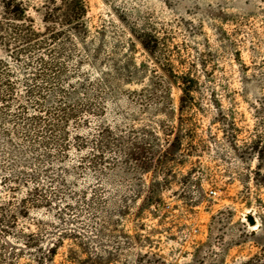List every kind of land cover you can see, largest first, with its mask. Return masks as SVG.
Masks as SVG:
<instances>
[{
	"label": "rangeland",
	"instance_id": "rangeland-1",
	"mask_svg": "<svg viewBox=\"0 0 264 264\" xmlns=\"http://www.w3.org/2000/svg\"><path fill=\"white\" fill-rule=\"evenodd\" d=\"M85 2V45L66 43L53 56L57 80L34 81L35 65L10 62L13 95L0 105V230L8 227L0 247L17 254L22 232L35 248L12 260L0 251V264L42 256L45 264H264V0ZM185 77L193 109L181 128L153 130L182 138L155 177L134 166L122 172L115 156L93 166L90 145H60L51 131L62 108L89 101L96 113L72 135L88 142L103 120L117 136L146 134L171 110L176 116ZM151 80L170 98L158 116L130 94ZM167 82L176 85L165 91ZM151 191L158 197L148 199Z\"/></svg>",
	"mask_w": 264,
	"mask_h": 264
},
{
	"label": "trees",
	"instance_id": "trees-1",
	"mask_svg": "<svg viewBox=\"0 0 264 264\" xmlns=\"http://www.w3.org/2000/svg\"><path fill=\"white\" fill-rule=\"evenodd\" d=\"M87 13L88 8L85 0H0V105H6V99L13 95L11 82L13 72L10 70V62H24L28 70L34 69L32 66L35 65L36 69L31 74V79L34 81L40 78L48 83L59 78L61 69L53 56L62 53L66 43L85 45L84 42L88 36L85 22ZM141 43L147 49L145 44ZM128 72L129 70L126 68L125 73ZM28 81V79L25 80V87L27 94L31 96L36 91L32 85L28 84ZM123 82L133 84L137 83V80L124 77ZM190 82L192 81L185 77L178 84L180 88L176 116L173 113L174 110H171L165 115L166 120H157L155 128H151L150 132L146 134L143 132L140 135H133L130 132H119V136H117L116 130L118 129L103 120L98 122L93 133L90 131L91 136L88 142L83 141L79 134L72 135L71 131L77 132L81 131L83 126L88 127V121L83 120V115L96 113V109L91 108L89 101L77 109L72 106L62 108L58 114L59 120L57 124L51 126V131L53 130L57 135V142H60V145H66L73 141L78 150H81L80 145L81 147H84V144L90 145L87 157L93 166L103 163L104 166L109 167L111 166L109 158L115 156L122 160V172H128L130 170L128 166H134L133 169L137 172L151 173L155 177L159 173H163L168 162L173 161L172 159L181 148L182 138L179 133H175L172 140L160 139L158 133L153 130L162 128L168 122L175 123L179 128L185 124L187 112L193 109ZM172 84L176 85V82L166 84L165 91ZM104 85L108 92L112 89L110 79L105 80ZM158 91L159 84H155L151 80L139 92L133 91L130 94L137 95V99L145 102L146 107L154 105L153 111L158 116L159 111L166 110V106L169 108L171 105L167 103L170 100L169 96L165 93L159 95V98ZM132 101L131 98H125V106L133 108L139 104L138 100ZM160 141H162L161 144ZM149 193L148 199L158 197L154 191ZM11 218L13 223L17 216ZM3 221L4 219L0 216L1 227ZM4 228L6 231L8 230L7 226ZM6 231L0 230V233L5 235L8 233ZM263 232L264 218H261L260 234ZM19 236L16 238L20 242L17 254L11 252L12 247H10L11 251L8 250L7 242H4L0 247V251L5 253L9 260H12L13 256L23 255L35 246L26 240L27 236L22 232ZM34 252L36 257L39 254L38 249H35ZM5 255H0V260L5 258ZM48 255L49 257L54 255V249H50ZM36 263L45 264L46 260L42 256Z\"/></svg>",
	"mask_w": 264,
	"mask_h": 264
},
{
	"label": "water",
	"instance_id": "water-1",
	"mask_svg": "<svg viewBox=\"0 0 264 264\" xmlns=\"http://www.w3.org/2000/svg\"><path fill=\"white\" fill-rule=\"evenodd\" d=\"M247 220H248V223H249L250 226H254L255 225V220L252 219L251 217H248Z\"/></svg>",
	"mask_w": 264,
	"mask_h": 264
},
{
	"label": "built area",
	"instance_id": "built-area-1",
	"mask_svg": "<svg viewBox=\"0 0 264 264\" xmlns=\"http://www.w3.org/2000/svg\"><path fill=\"white\" fill-rule=\"evenodd\" d=\"M210 193H211V195H213V196L215 195V192H210Z\"/></svg>",
	"mask_w": 264,
	"mask_h": 264
}]
</instances>
